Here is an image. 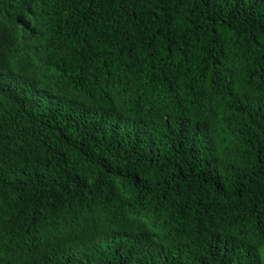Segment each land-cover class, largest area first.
Wrapping results in <instances>:
<instances>
[{"label":"trees","instance_id":"trees-1","mask_svg":"<svg viewBox=\"0 0 264 264\" xmlns=\"http://www.w3.org/2000/svg\"><path fill=\"white\" fill-rule=\"evenodd\" d=\"M0 264H264V0H0Z\"/></svg>","mask_w":264,"mask_h":264}]
</instances>
